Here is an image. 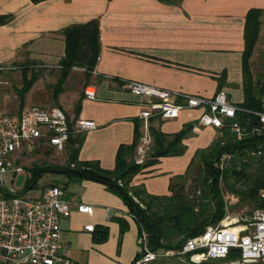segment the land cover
Returning a JSON list of instances; mask_svg holds the SVG:
<instances>
[{"label":"crops","instance_id":"1","mask_svg":"<svg viewBox=\"0 0 264 264\" xmlns=\"http://www.w3.org/2000/svg\"><path fill=\"white\" fill-rule=\"evenodd\" d=\"M250 8L263 10L254 55L264 47V0H0V15H11L0 24V64L9 66L18 57L58 64L64 54L61 30L97 18L100 52L94 69L86 77L82 67H73L54 101L69 121L91 119L97 124L83 132L78 159L96 160L102 168L112 169L118 146L132 142L134 121L141 120L144 98L129 91V81L207 97L223 91L235 104L243 100V30ZM223 72L225 83L218 90ZM88 84L95 87L94 99L83 93ZM231 90L240 96L234 99ZM199 114L184 109L175 118L148 120V134L149 126L165 134L188 123L192 128L182 140V154L156 157L132 184L143 185L153 195L170 193L171 178L183 174L195 152L216 139L215 128L198 124ZM140 130L145 131L143 121ZM152 154L151 147L146 159L154 158ZM64 177L61 187L72 212L60 219L62 253L76 264H129L139 251V233L128 206L100 182L66 173ZM77 203L92 205V214L78 212ZM117 218L128 223L121 235ZM86 224L106 226L107 239L93 242Z\"/></svg>","mask_w":264,"mask_h":264},{"label":"trees","instance_id":"2","mask_svg":"<svg viewBox=\"0 0 264 264\" xmlns=\"http://www.w3.org/2000/svg\"><path fill=\"white\" fill-rule=\"evenodd\" d=\"M31 1L37 3L43 0ZM159 1L177 3L180 0ZM262 13L263 10L260 8H250L245 15L244 49L241 59L243 100L236 104L239 109L235 112L234 118L228 120V123L237 122L247 128L258 124V117L254 112H264V102L261 96L254 93L255 82L248 62L258 39ZM10 18L11 15H0V24L6 23ZM61 33L64 36V54L58 60L60 73L53 88L54 99L60 92L65 77L73 67H82L84 75L86 77L90 75L100 52V28L97 18L66 26L61 30ZM35 79L34 75L29 77L23 75L19 100L23 93L32 86ZM217 80L219 90L225 83V73L223 72ZM79 107L80 101L75 106L76 114ZM73 122L74 119L69 121V125L71 126ZM141 122L139 119L134 121L132 142L122 143L118 146L112 169L102 168L96 160L82 161L78 159V151L84 141V133L69 135L65 148L66 164L47 168L65 172L68 176H78L100 182L109 191L120 196L138 225V233L142 230L146 232L148 246L152 250L180 249L189 237H194L202 232L206 225L216 224L225 212L222 184L225 190L235 192L244 201L253 202L254 207L264 208V153L259 156L251 154L264 142V134L247 133L241 139H236L229 126L224 127L221 137L195 152L194 158L183 174L171 178L169 194L153 195L149 194L143 185H133L132 178L143 168L154 164L157 161L156 157L182 154L185 150L182 140L189 133L192 124H185L172 134H165L159 128L149 126V134L153 139L152 155L154 158L140 164L136 163L134 156L141 136ZM37 151L39 150H35L34 153ZM40 151L46 153L48 149H40ZM222 158L223 163L221 162ZM196 160L200 163L198 175L191 179L192 189L187 191L185 176ZM45 169L36 165L27 168L29 176L24 188H32L40 172ZM231 180L234 183L239 182L241 187H236L231 183ZM116 220L121 235L126 230L128 223L123 218ZM91 236L93 242L102 243L108 237V228L96 225L91 231ZM188 256L189 254H185V257L188 258ZM230 257L231 255L223 259H210L200 264H222V261Z\"/></svg>","mask_w":264,"mask_h":264},{"label":"built area","instance_id":"3","mask_svg":"<svg viewBox=\"0 0 264 264\" xmlns=\"http://www.w3.org/2000/svg\"><path fill=\"white\" fill-rule=\"evenodd\" d=\"M10 66L0 64V71ZM129 91L144 98L139 117L145 131L136 147L135 161L143 163L151 143L147 122L151 117L175 118L184 109L199 110L198 124L211 126L221 134L229 126L236 139L247 133L264 134V112H254L258 124L250 128L233 119L238 106L226 93L218 91L211 97L159 88L131 80ZM89 99L96 97L95 87H83ZM91 119H76L69 125L65 112L57 107L29 106L15 113L0 110V264H73L60 250V219L71 214L69 201L64 198V189L50 184L43 188L37 200L27 199L16 193L13 187L3 186V177L9 181L23 172L19 158L35 150L51 149L64 152L71 133H83L96 128ZM264 153V142L252 151V155ZM225 157V156H223ZM78 212L92 214L93 206L75 204ZM245 216H223L216 224H208L202 232L189 237L180 249L164 250L166 255L189 254L191 258L223 259L231 257L227 264L264 262V208L253 207ZM92 231L93 225L86 224ZM139 251L129 264H150L158 257L157 250L148 246L147 234L142 230L137 238Z\"/></svg>","mask_w":264,"mask_h":264},{"label":"rangeland","instance_id":"4","mask_svg":"<svg viewBox=\"0 0 264 264\" xmlns=\"http://www.w3.org/2000/svg\"><path fill=\"white\" fill-rule=\"evenodd\" d=\"M252 54V53H251ZM21 56V55H20ZM27 59L26 61H24ZM250 72L252 74L254 85V93L261 96L264 102V47L261 48L254 55H250L249 59ZM10 68L8 70L0 71V110L8 113H15L29 106H41L50 107L58 106L54 101L52 96L53 88L57 82L60 66L57 62H39L37 59H31L29 57L18 59L9 64ZM26 77L36 76L34 83L29 89L23 93L21 100H19V91L22 89L23 85V75ZM231 95L234 99L240 96V92H235L231 90ZM228 97V96H227ZM229 99V98H228ZM61 108V107H60ZM221 134H217L216 138L221 137ZM152 147V144L149 148ZM22 155L19 158L23 167V172L14 175L13 180L9 181V174H5L3 177L4 187H13L16 193L20 196L37 200L43 188L50 184H55L61 187V181L64 180V172L55 171L53 168L49 170L51 166H59L66 164L67 153L66 151L60 153L54 150L48 149L46 153L40 151ZM152 159V157L147 158L145 161ZM135 160V156H134ZM144 161V162H145ZM223 163V158L221 159ZM137 163V162H136ZM36 165L42 168H46L40 172L34 186L32 188H24L27 177L29 176V171L27 168ZM48 167V168H47ZM200 168V163L198 160L194 162L191 166L189 173L185 176V187L187 191L192 189L191 179L197 177V173ZM231 183L236 187H241L239 182ZM134 185V184H133ZM223 190V200H224V215L225 216H245L253 210V202L244 201L241 199L240 195L232 192L230 190H225L222 184ZM261 193V192H260ZM136 200V198L134 197ZM223 215V216H224ZM158 257L153 260L150 264H200L202 262L208 261L210 259L191 258V256L185 257V255L171 254L166 255L164 249H157ZM228 260V259H227ZM227 260L222 261V264H227ZM221 261V260H219ZM248 263H258L264 264V262H246Z\"/></svg>","mask_w":264,"mask_h":264}]
</instances>
